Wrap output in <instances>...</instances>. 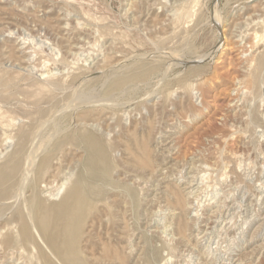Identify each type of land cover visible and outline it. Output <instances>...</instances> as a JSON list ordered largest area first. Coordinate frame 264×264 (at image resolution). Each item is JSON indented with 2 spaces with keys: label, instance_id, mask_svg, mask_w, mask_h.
<instances>
[{
  "label": "rangeland",
  "instance_id": "rangeland-1",
  "mask_svg": "<svg viewBox=\"0 0 264 264\" xmlns=\"http://www.w3.org/2000/svg\"><path fill=\"white\" fill-rule=\"evenodd\" d=\"M0 264H264V0H0Z\"/></svg>",
  "mask_w": 264,
  "mask_h": 264
},
{
  "label": "bare ground",
  "instance_id": "bare-ground-1",
  "mask_svg": "<svg viewBox=\"0 0 264 264\" xmlns=\"http://www.w3.org/2000/svg\"><path fill=\"white\" fill-rule=\"evenodd\" d=\"M102 66V65H101ZM24 173V172H23ZM75 191H76V188H72L71 189V193H70V197H68L66 200H65V202L66 203H68V205L71 203V201H73V196H75ZM77 191H78V189H77ZM77 191H76V193H77ZM34 199V198H33ZM75 199V198H74ZM33 201H35V200H33ZM29 203V202H28ZM35 204V203H34ZM32 205H33V203H32ZM67 205V206H68ZM72 205V203L69 205V206H71ZM76 205V204H75ZM34 206V205H33ZM73 206V205H72ZM36 207V206H35ZM37 208V207H36ZM71 208V207H70ZM38 209V208H37ZM77 210H78V208H76ZM76 209H75V212H76ZM55 211H57L58 213H60L61 215H63L66 211H68V210H66L65 209V207H62V204L60 205H55V207H52L49 211H45V213H44V216H43V218H44V220H43V225L44 226H46L48 223H49V221H50V213H52V212H55ZM74 211V210H73ZM69 212H72L71 210L69 211ZM68 212V213H69ZM67 213V212H66ZM53 214V213H52ZM55 214V213H54ZM73 214V213H72ZM67 215V214H66ZM55 216V215H54ZM64 216V215H63ZM57 217H59V216H57L56 215V219H57ZM71 217V216H70ZM61 218V217H60ZM54 219V218H53ZM62 219V218H61ZM65 218H63V220H64ZM73 219V218H72ZM67 220V219H66ZM65 220V221H66ZM54 221V220H53ZM69 221V220H68ZM50 223H52V221L50 222ZM62 223H63V221H62ZM63 225V224H62ZM54 226V225H53ZM67 226H69V225H67ZM48 227V226H47ZM63 227V226H62ZM65 227V226H64ZM70 227V226H69ZM61 228V227H60ZM59 228V229H60ZM51 229V228H50ZM53 229V228H52ZM46 230V229H45ZM61 230V229H60ZM67 231H68V229H66ZM50 231V230H49ZM52 231V230H51ZM57 231V230H56ZM59 231H57V233H58ZM60 233V232H59ZM48 235V234H47ZM51 236V235H50ZM53 239V237L51 236L50 237V239ZM51 239V240H52ZM56 240V239H55ZM52 242V241H51ZM55 243V242H54ZM53 245V244H52ZM62 245V244H61ZM60 245H58V247H59ZM63 248V247H62ZM52 253V252H51Z\"/></svg>",
  "mask_w": 264,
  "mask_h": 264
}]
</instances>
